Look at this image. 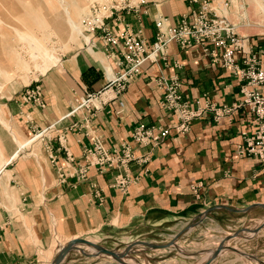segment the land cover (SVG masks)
Segmentation results:
<instances>
[{
    "label": "crops",
    "instance_id": "1",
    "mask_svg": "<svg viewBox=\"0 0 264 264\" xmlns=\"http://www.w3.org/2000/svg\"><path fill=\"white\" fill-rule=\"evenodd\" d=\"M239 1L221 0L227 4L226 18L237 34L246 38L251 50L258 52L264 48V27L255 10L244 11ZM211 3L222 10L219 0ZM196 7L187 0H162L140 7L137 13L122 15L128 28L150 45L154 42V21L158 16L174 25ZM111 24L116 33L124 29L117 22ZM95 41L96 56L75 55L63 62L61 71L40 79L44 110L20 103V94L7 99L3 106L18 129L20 141L36 130L55 124V131L44 143L49 144L52 154L63 165L64 151L58 135H64V145L81 162L82 149L91 145L93 137L101 138L111 148L130 142L131 132L138 123L170 128V133L158 146H146L138 151L139 155H148V162L144 166L130 165L131 174L138 181L126 195L105 187L115 174L112 172L91 171L86 181L69 178L66 183L58 184L42 142H39L38 158L18 151L17 157L0 169V264H51L59 250L73 240L102 247L133 237L149 241L151 236L158 239L180 236L185 240L203 226H220L225 220L233 223L237 217L264 213L258 207L264 205V171L253 158L239 159L235 155L236 146L242 141L240 132L254 129L249 111L240 109L231 120L218 123L205 116L192 122L187 133L178 134L172 129L175 117L159 105L163 91L155 85L157 78L175 75L181 81L185 101L191 103L205 96L221 106L240 99L237 80L199 49L183 51L173 43L167 49V65L144 63L140 76L117 100L103 103L99 95L90 102V109L82 106L72 112L75 103H80L86 93L103 90L110 79L104 71L105 64H109L113 74L118 71L114 61L104 55L101 42ZM236 58L240 55L236 54ZM89 68L100 76L90 88L81 78ZM88 110L91 115L87 114ZM3 145L5 162L17 148L4 142ZM197 184H201L198 198L191 191V186ZM93 185L105 188L101 202L92 195ZM250 207L253 208L244 214L231 211ZM207 211V216L196 224ZM262 231L264 228L250 240L261 237ZM53 241L59 243L55 251ZM85 259L73 251L60 264H81ZM94 259L99 260L88 258Z\"/></svg>",
    "mask_w": 264,
    "mask_h": 264
},
{
    "label": "built area",
    "instance_id": "2",
    "mask_svg": "<svg viewBox=\"0 0 264 264\" xmlns=\"http://www.w3.org/2000/svg\"><path fill=\"white\" fill-rule=\"evenodd\" d=\"M187 1L197 7L182 16L176 24L170 25L161 16L155 19L156 33L154 42L150 45L128 28L122 15L132 11L137 13L145 5L144 0L136 5L131 0H109L104 4L91 5L89 14L82 20L84 32L101 42L104 55L114 61L118 71L115 74L111 72L112 75L101 92L86 93L72 112L82 106L90 109V102L99 95L103 103L117 100L140 76L146 62H162L166 66L170 44H176L183 51L199 49L204 56L220 64L237 80L240 99L230 105L218 106L204 96L190 103L183 98L181 81L173 75L155 80L156 87L163 91L160 107L175 117L172 129L178 134L187 133L192 122L205 116L218 123L223 119L231 120L240 109H247L253 117L254 129L251 132H240L242 141L236 146L235 155L239 159L253 158L264 171V48L254 52L246 38L237 34L235 26L226 18V3L220 10L213 7L211 0ZM261 14L264 27V0ZM115 22L124 29L116 33L111 24ZM236 54L240 55L239 59ZM21 99L22 104L31 102L36 108H45L39 88L25 91ZM87 114L91 115V110ZM169 133L170 128L138 123L131 132L130 142L113 145L111 148H107L101 138L93 137L91 145L82 149L81 162H77L64 145V135H59L58 143L64 151L61 166H58L57 157L52 154L50 147L45 145V149L50 153V164L56 169L58 184L66 183L69 178H75L77 182L86 181L90 178L91 171L97 174L114 171L117 175L109 182L108 187L126 195L137 182V178L130 172V165L136 163L144 166L148 162V155H139L138 151L146 146H158ZM200 188L201 184L191 186L196 198L199 197ZM103 192V188H95L92 195L101 202Z\"/></svg>",
    "mask_w": 264,
    "mask_h": 264
},
{
    "label": "rangeland",
    "instance_id": "3",
    "mask_svg": "<svg viewBox=\"0 0 264 264\" xmlns=\"http://www.w3.org/2000/svg\"><path fill=\"white\" fill-rule=\"evenodd\" d=\"M108 1L0 0V169L4 164L2 161L3 142L7 146L12 144L18 148L20 144L36 137L35 141L19 151L21 154L29 153L33 157L38 158L39 142L44 143V141H47L51 137L52 132L55 131V124H52L32 132L27 138L20 141L18 129L8 116V112L3 105L7 102V99L12 98L16 94H20V103H22L21 96L25 91L39 88L42 102L46 108L41 82H39L40 79L51 72L61 71L63 62L72 59L75 55H95L94 45L96 41L92 39L91 34L84 32L82 20L89 14L91 5L104 4ZM140 1L131 0L135 5L140 4ZM160 1L162 0H144L145 5L142 7ZM219 2L218 5L222 7L223 2L221 3V0ZM239 3L242 4L244 11L255 10L260 23L263 24L261 14L262 0H240ZM213 7L216 8L215 5ZM74 27L80 33L76 34L73 30ZM83 37L90 39L88 43L91 50L88 44L83 41ZM41 48L46 49L57 60V63L51 67L50 62L45 63L50 67L45 74H42V69L46 65L43 64L37 55ZM32 54L35 55V58L34 56L32 57ZM105 66H109V64H105ZM104 71L111 77L112 73H108L105 68ZM75 104L74 108H77L80 103ZM24 105H31L36 108L31 102ZM83 108L85 109V106ZM45 145L49 146V144L44 143V149ZM45 151L50 155L46 149ZM48 161L56 172V169L50 164L49 156ZM58 166L61 165L58 163ZM109 172L115 173L112 179L117 175V172ZM133 177L137 178V176ZM108 184L105 187L109 188ZM92 188L95 189L96 185H93ZM238 219L243 220L240 223ZM263 219V212H254L250 217L233 219V223H228L225 220L220 226L218 224L203 226L185 240L181 238L175 239L176 236L166 239L162 237L158 239L151 236L152 238H149V241H143L140 237H133L127 241H117L115 244L104 247L120 255L122 263L107 255L97 256L99 258L98 261L96 259H94L95 261L88 260V258L93 257L83 255L86 259L82 260L81 264H203L223 240L237 232H241V237L230 239L225 243V246L235 248L239 252L250 255L253 258L243 257L225 250L213 261L214 264H264V231H262L261 237L258 239L250 240L251 237L258 234L257 232L251 235L250 231L254 230ZM58 244L56 241L52 242L54 251ZM85 249L87 250H84L86 254L95 252L88 247H85Z\"/></svg>",
    "mask_w": 264,
    "mask_h": 264
},
{
    "label": "water",
    "instance_id": "4",
    "mask_svg": "<svg viewBox=\"0 0 264 264\" xmlns=\"http://www.w3.org/2000/svg\"><path fill=\"white\" fill-rule=\"evenodd\" d=\"M253 207L247 208L245 210H239V211L238 210H231V211L233 213L244 214V213L249 212ZM258 207H261L262 209H264V205H259ZM208 213H209V211H207V212L203 213L202 215H200L199 218H198L199 220H198V222L196 224L201 222V220H203L207 216ZM263 227H264V220L262 222H260L259 225L256 228H254V230L250 231V234L251 235L256 234ZM240 235H241V232H237V233L232 234L229 238H226L225 240H223L220 243V245L214 251L211 252V255L209 256V258L203 264H211L225 250L231 251V252H233L235 254H238L240 256H243V257H247V258L251 257V258H253L250 255H247V254H244L242 252H239L235 248H231V247H226L225 246V243L228 242L230 239L241 237ZM179 237L180 236H176L175 239H178ZM82 246L88 247L92 251H95V252H93L92 254H86L83 250H81L80 247H82ZM73 251H78L82 255H85V256H88V257H97L99 255H107V256L112 257L115 260H118V261H120L122 263L121 256L118 255L117 253L113 252V251L107 250V249H105L102 246L95 245V244L90 243V242L85 241V240H73V241H70L69 243H67L65 246H63L59 250V252L57 253L56 257L54 258V260L52 261L51 264H60L64 260V258L68 254L73 252Z\"/></svg>",
    "mask_w": 264,
    "mask_h": 264
},
{
    "label": "bare ground",
    "instance_id": "5",
    "mask_svg": "<svg viewBox=\"0 0 264 264\" xmlns=\"http://www.w3.org/2000/svg\"><path fill=\"white\" fill-rule=\"evenodd\" d=\"M73 30L76 32V34L77 33H80L79 32V30L77 29V28H73ZM80 35V34H79ZM70 36V35H69ZM88 40H90V39H87L86 37H83V41L85 42V43H87L88 44V47H89V49L91 48L90 47V45H89V43H88ZM44 48V47H43ZM43 48H41L40 50H39V54H37L38 55V57L40 58V60L43 62V64H45V63H47V62H50L51 63V65H50V67L51 66H54L56 63H57V60L51 55V54H49L48 53V51L46 50V49H43ZM88 49V50H89ZM91 50V49H90ZM91 53V52H90ZM34 56V58H35V55H33L32 54V57ZM36 59H37V57H36ZM46 65V64H45ZM48 65H46V66H44V68L42 69V74H45L47 71H48V69L50 68ZM104 68L109 72V73H111V70H110V67L109 66H104ZM35 138L36 137H33V140H31V139H29V140H27L26 142H24V143H22V144H20L19 146H18V148H17V151L13 154V156L11 157V158H9L8 160H6L5 162H4V164L1 166V168L2 167H5L9 162H10V160L12 159V158H16L17 157V152L19 151V150H21V148H24L25 146H27L28 144H30L31 142H33V141H35ZM229 244V243H228Z\"/></svg>",
    "mask_w": 264,
    "mask_h": 264
},
{
    "label": "trees",
    "instance_id": "6",
    "mask_svg": "<svg viewBox=\"0 0 264 264\" xmlns=\"http://www.w3.org/2000/svg\"><path fill=\"white\" fill-rule=\"evenodd\" d=\"M81 78L85 85L90 88L93 84L99 81L100 76L95 74V70L93 68H89L86 72L82 73Z\"/></svg>",
    "mask_w": 264,
    "mask_h": 264
}]
</instances>
